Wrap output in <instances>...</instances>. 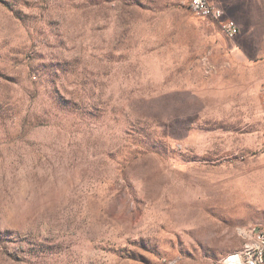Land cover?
Returning a JSON list of instances; mask_svg holds the SVG:
<instances>
[{
	"label": "rangeland",
	"instance_id": "obj_1",
	"mask_svg": "<svg viewBox=\"0 0 264 264\" xmlns=\"http://www.w3.org/2000/svg\"><path fill=\"white\" fill-rule=\"evenodd\" d=\"M189 1L0 0V264H217L264 228V51Z\"/></svg>",
	"mask_w": 264,
	"mask_h": 264
},
{
	"label": "built area",
	"instance_id": "obj_2",
	"mask_svg": "<svg viewBox=\"0 0 264 264\" xmlns=\"http://www.w3.org/2000/svg\"><path fill=\"white\" fill-rule=\"evenodd\" d=\"M191 12L205 20L216 23L219 32L227 39H233L238 35V27L235 22L225 19L224 10L211 2V0H198L188 3ZM261 149L264 151V123L260 131ZM240 235L247 239V249L243 257L232 261H218L217 264H264V228L249 226L240 230Z\"/></svg>",
	"mask_w": 264,
	"mask_h": 264
},
{
	"label": "crops",
	"instance_id": "obj_3",
	"mask_svg": "<svg viewBox=\"0 0 264 264\" xmlns=\"http://www.w3.org/2000/svg\"><path fill=\"white\" fill-rule=\"evenodd\" d=\"M211 2L220 6L224 10L225 19L235 20L238 28L241 27L238 40H242L245 43H251L255 45L259 44V48L257 47L258 52L262 53L264 51V6H263L264 0H256L255 5L253 7H248L246 10L244 8H237L234 12L232 11L233 13L231 14V16L227 15L226 13L227 11H225L223 7V5H225L224 3H226L227 0H211ZM228 9H229V6H228ZM229 11L231 12V9H229ZM249 15L259 21L257 28L260 30L257 31L255 29L254 31H251V28L246 26L244 19H246L245 17ZM236 47L239 50V52H241L243 55L246 56L243 50V46L240 44V42H239V45H236ZM252 213L253 214H258V213L263 214L264 213L262 194H260V197L258 201L256 202V206L253 209ZM246 214H249V212H247ZM252 218L253 219L248 220V223L264 224L263 220H261V217H259L258 215L257 216L253 215Z\"/></svg>",
	"mask_w": 264,
	"mask_h": 264
},
{
	"label": "bare ground",
	"instance_id": "obj_4",
	"mask_svg": "<svg viewBox=\"0 0 264 264\" xmlns=\"http://www.w3.org/2000/svg\"><path fill=\"white\" fill-rule=\"evenodd\" d=\"M194 1H198V0H190L189 2H194ZM241 237L243 242L241 248H239L237 251L228 254L220 261H232L235 258L243 257L245 255V249H247V239L244 235H241Z\"/></svg>",
	"mask_w": 264,
	"mask_h": 264
}]
</instances>
